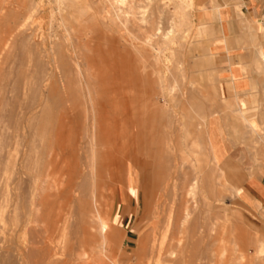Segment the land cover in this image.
I'll return each mask as SVG.
<instances>
[{"label":"rangeland","instance_id":"rangeland-1","mask_svg":"<svg viewBox=\"0 0 264 264\" xmlns=\"http://www.w3.org/2000/svg\"><path fill=\"white\" fill-rule=\"evenodd\" d=\"M60 1L62 0H0V50L6 44L8 47L6 50L10 46L14 47H10L9 52H5L7 55H4L3 50L2 53L0 51V227L4 228L0 243V264L12 262L18 264L14 255L22 253L28 239L27 233L21 229L14 234L11 233L10 211L12 208L9 207L11 192L13 191V195L15 193L19 198L18 214L21 218L22 213L25 212L23 208L27 205L30 189L37 181L47 189L42 194L40 202L46 198L50 201L57 200V184L61 180L59 172L63 169L62 162L67 160L70 165L81 167L89 161L91 153H150L151 158L147 155L141 157L140 163H137L140 165L136 170L133 168V171L138 172L139 175L133 193L127 190L124 183L122 193L124 202L122 203L118 195L119 185H116L115 197L113 199L110 197L107 201L106 208H109L107 211L109 214L106 218L114 229V236L117 234L114 239H119L115 240L118 246L115 245L117 248L115 252L116 254L119 252L117 255L119 258L121 253L130 255L131 258L129 263L121 260L120 264H131V262L132 264H138V262L148 264L147 259L138 261L135 254L141 232L149 233L148 222L155 219L159 225L157 229L159 237V232L162 233L164 230L162 224L165 223L163 222L165 220L160 218L163 214L165 216L168 213L167 217L169 214L172 215L168 210L170 211L172 207L169 206L175 203L177 206H173V210H178L176 211L178 213L170 211L174 216L169 236L174 233L177 238L182 235H196V233L198 235V232L209 230L208 223L210 225L214 223L213 226L217 229L215 232L221 237L219 243H224L221 249L226 246L227 253L230 254L232 251L233 256H226L227 253L221 251L223 255L221 257L220 253V259L226 260L231 257L237 258V264H264V216L242 206L236 194L234 195L235 191L229 185L224 172L212 163L205 142L208 119L218 106L220 100L218 87L222 82L220 76L222 61L211 52L212 39L217 36L212 28L214 22H218L217 14L211 15L207 12L206 0H137L134 6L138 20L134 21L131 17L124 28L119 21L118 24L114 22L116 25L114 26L109 18L105 17V20L101 15L97 17L99 15L98 0H84V3L80 0H71L69 4H63ZM77 3H81L82 6L80 4L77 6ZM78 9L83 13L80 10L77 11ZM92 15L95 16L91 17ZM18 26H21L26 33L23 41V37L21 40L10 37L13 30L21 28ZM158 31L159 34H157ZM148 35H152L151 45L142 46ZM131 41L136 47H143L146 51L141 60H138L140 56L130 48ZM155 52L157 54L159 52L160 55ZM152 54L164 56L158 57L160 64H156L154 69L148 66L149 62H153ZM147 57L151 59L144 61ZM143 63H146L144 67H147L148 71L144 70L147 72L143 70L144 67H141ZM160 65H168L169 73L163 75ZM62 66L67 70L71 66L69 70H74L73 74L80 70L77 80L82 81L83 88L77 85V81L75 86L73 84L72 87H66L64 91L65 89L60 85L63 75ZM138 66L142 70L139 71ZM90 70L96 71L95 74L93 72L94 75L90 74ZM134 72L140 75L142 73V76ZM119 73H123L124 76ZM100 74H103V79L102 76L100 78L101 83ZM51 75L55 77L51 78ZM106 75L108 78L104 81ZM89 76L93 77L94 81L93 79L91 81ZM87 80L90 82L92 92L99 91L100 86L105 87L98 94L101 98L98 107L105 108L103 113L107 115V118L99 123L97 128L93 126L95 119L92 106L89 104ZM56 85L60 86L59 89ZM76 86L79 87L76 89L74 88ZM72 94L75 99L67 102V98ZM93 95L95 96L94 92ZM59 99H65L66 102L60 103ZM114 99L116 101H113ZM240 115L243 116L242 111ZM98 119L97 121L100 122ZM32 125H34L33 128ZM195 137L199 141L196 142ZM193 142L198 143V147L196 145L195 147ZM154 154L161 157L156 159ZM185 157H188L189 162ZM135 158L139 159L140 156L137 155ZM255 158L258 165L263 163L261 153H255ZM161 159L164 162L161 163ZM144 162L147 165L151 164L150 167L146 166V169L158 183H155L154 199L160 195L158 203V197L157 201L154 199L152 201V216H147L148 221L144 216L146 198L143 187L147 172L143 168ZM65 173L67 175L70 173L67 168ZM164 176H167L166 179ZM65 180V185H68L69 177ZM194 181L198 184L197 198L188 197V199L191 198L190 201L185 200L187 191ZM170 184L172 188L169 187ZM158 186L160 189H157ZM173 187L178 190L175 191ZM162 198L165 200L163 201ZM186 204L194 216L191 213L189 223L186 225L182 223L181 231L178 219H184L183 211L186 209ZM157 205L159 208L162 207L157 210ZM153 212L156 216L158 215L156 218ZM160 213L162 216L159 215ZM193 220L196 223L194 228L197 227V232L192 233L190 229L193 227L191 224ZM216 224H220V228L221 225L227 228L222 227L223 230H221L216 227ZM160 227H163L162 230ZM186 227L190 228V231ZM172 228L173 231L175 228L179 230L175 229L173 232ZM225 230L227 237L225 233L221 235ZM234 240L240 243L233 246L234 243L237 244ZM227 241L231 248L225 245ZM240 244L246 245L244 247L246 251ZM11 246L16 248L15 254L10 251ZM233 247L240 248L242 252ZM259 248L260 251H258ZM261 250L263 253H260ZM241 253L246 254L245 258L242 255V258L239 256ZM150 264L153 263L150 262Z\"/></svg>","mask_w":264,"mask_h":264},{"label":"bare ground","instance_id":"bare-ground-1","mask_svg":"<svg viewBox=\"0 0 264 264\" xmlns=\"http://www.w3.org/2000/svg\"><path fill=\"white\" fill-rule=\"evenodd\" d=\"M75 1H77V0H75ZM136 1L137 0H98V8H99V13L98 14L99 15L98 16L96 15V16L99 18L100 15H101V17L103 16L102 19H104L105 17L106 18H109L113 22L112 24H114V26H116L114 22L117 23L119 21L121 24H123V27L126 28V22H128V20L131 17L134 19V21H137L138 20V18H136L135 6H134L135 3H136ZM145 1H148V0H145ZM60 2H62L63 4H69V3H71V0H62ZM80 2H83L84 3V0H80ZM57 4H59V3H57ZM78 4L81 5V3H77V6H78ZM70 5H72V4H70ZM86 5H84V6H86ZM30 9H32V8H30ZM79 10L80 9H78L77 11H79ZM86 15H87V12H86ZM94 16L95 15H92L91 17H94ZM74 17H75V15H74ZM98 18H97V20H98ZM106 18H105V20H106ZM77 19H78V17H77ZM90 19H92V18H90ZM94 19H96V17ZM105 20H102V21L106 22ZM102 21H100V22L101 23H104ZM111 21H110V25H111ZM18 27H21V26H18ZM92 33H94V32H92ZM25 34L26 33H24V30H22V27H21L19 30H17V29L13 30L12 35H10V37H11V39L12 38L13 39H19L20 38V40L23 37V39H22V41H23L24 40V37L26 36ZM86 34H85V36H86ZM128 34H130V32ZM157 34H159V31L157 32ZM251 35H253V34H251ZM88 36H90V35H88ZM26 39H28V38L26 37ZM13 41H15V40H13ZM151 43H152V35H148V36L145 37L142 46H148V45H151ZM9 44L12 45L13 43H9ZM71 44H72V42H71ZM19 45H21V44H19ZM129 45L131 46L130 48H132V50H134L140 56L139 57L140 59H138V60H141L144 57V53L146 52L143 49V47H136L135 44L133 43V41H131V43H129ZM38 46H39V42H38ZM6 47H7V44L6 45H3V47H2V50L4 51V53L6 51L9 52V50L11 49L10 47H12V46H10L8 50H6ZM12 48H14V47H12ZM2 50H0L1 53L3 52ZM81 50H82V48H81ZM36 51L38 53V50H36ZM155 51H157V50H155ZM74 52H73V54H74ZM87 52H89V51H87ZM6 53L4 55H7ZM155 53L157 54V52H155ZM40 54H42V53H40ZM153 54H152V56L150 55L151 57H153L152 58L153 59L152 60L153 62L152 63H150V62L148 63V64H150L148 66H149V68L151 67V69H154V66H156V64H160L159 63V59H158L159 56H155ZM158 54L160 55L159 52H158ZM259 55L262 56V52L261 51L259 52ZM151 57H147L145 60L144 59L143 60L144 61L149 60V59H151ZM162 57H164V56H162ZM140 62H142V61H140ZM56 63H58V62H56ZM144 64H146V63L141 64V65H143V66H141L142 68L144 67ZM55 66L56 65H54V67ZM65 66L67 67V65H65ZM77 66H78V63H77ZM66 67L63 68V66H62V68H63L62 69L63 70V75H62V78L60 79L61 80V83H62L60 85H62V88L65 89L64 91H66V87L69 88V87H72L71 85H73V84H74V86L76 85V83L78 81L77 79L79 78L78 77V72L80 71L79 70L77 72L75 70L76 73H74V74H76V76H73L74 75L73 74L74 70L73 71L71 69L69 70V67H71V66L68 67V70L66 69ZM126 67H128V66H126ZM139 67L140 66H138V68ZM38 68H39V66H38ZM89 68H91V67H89ZM59 69H61V68H59ZM144 69L147 70V67H144L143 70ZM123 70H124V68H123ZM140 70H142V69L139 68V71ZM129 71H130V69H129ZM147 71H145V72H147ZM160 71L162 73H164L163 75H166V73H169L170 68L168 67V65H160ZM92 72H91V70L89 71L90 74H92ZM94 72H96V71H94ZM118 72H120V70ZM55 73H57V71ZM94 74H92V75H94ZM97 74H98V72H97ZM119 74H121L122 76H124L123 73H119ZM126 74L127 73L125 72V75ZM138 74L139 73H137L136 75H138ZM79 75L81 76V73H79ZM102 75L103 74H100L99 79L101 78ZM128 75L130 76V73ZM145 75H146V73H145ZM90 76H89V78H90ZM140 76H142V73H141ZM54 77H52V75H51V78H54ZM73 78H74V81H73ZM95 78H97V76ZM106 78H108L107 75L104 78L105 79L104 81L107 80ZM91 79H93V81H94V78L93 77L90 78V80ZM102 79H103V76H102ZM136 79H138V78H136ZM141 80H142V78H141ZM161 80H162V78H161ZM99 81L101 83V79ZM108 81H110V80H108ZM125 81H126V79H125ZM136 81H138V80H136ZM73 82H75V83H73ZM95 82H96V79H95ZM147 83H148V81H147ZM153 83H155V82L153 81ZM134 84H135V82L133 83V85ZM136 84H138V83H136ZM77 85H79L80 87H82L83 86L82 85V81H78ZM108 85H110V83ZM52 86L54 87V85H52ZM79 86H76L74 88L77 89ZM86 86H87V89L89 90V91L88 90H86V91H88V93H89V100H90V103L89 104H91V106H92V111H93L92 114L94 115L93 117L95 119L94 120V123H93L94 124L93 126L95 128H97V125L99 123L103 122L107 118V115L105 113H103L104 110H105V108L102 107L100 109L98 107L99 100L101 99L100 96H98V94H99V92L103 91L105 89V87L103 85L102 87L100 86L99 91L98 90L93 91L95 93V96H94L93 95V92L90 89V82L88 80L86 82ZM56 87L58 88L60 86H57L56 85ZM74 92L76 93V91H74ZM87 96H88V94H87ZM71 97L73 99H71ZM133 98H132V100L134 101L135 98L134 99ZM62 99H59L60 103H62V102L65 103L66 102L65 99L64 100H62ZM74 99H75V96L72 94V96L70 95V97L67 98V102H70V100H74ZM32 101L33 100H31V102ZM113 101H116V100L114 99ZM194 107H195V105H194ZM202 112L203 111H201V113ZM48 113H49V111H48ZM196 113L197 112H195V114ZM45 114H46V112H45ZM45 114H44V116H45ZM97 119L100 120V122L97 121ZM33 126L34 125H32V128H33ZM45 130H46V128H45ZM93 132L95 134L96 133V130L93 131ZM93 132H92V135H94ZM45 136H47V135L45 134ZM196 137H197V135H196ZM197 138H196V142L199 141V140H197ZM44 140H45V138H44ZM193 141L195 142V140H193ZM194 142L192 144H194ZM195 145L197 146L198 143L194 144V146ZM91 154L92 155L89 158V161L85 165H83L81 167H78L77 165H70L69 164V161H67V160H65V161L62 162V168L63 169H61V171L59 172V176H60V179L61 180L57 184L58 185V187H57V193H56L57 194L56 195V199L57 200L50 201L48 198H46V199L42 200V202H40V198H41L42 194H44L47 191V189H45L44 187H42L41 186V183L39 181H37L35 183V185L30 189V194H29V198H28L27 205L23 208V210H25V212L22 213V217L21 218H20V216L18 214V212H19V208H18L19 207V204L17 202H18L19 198H18V196L15 193L13 195V191L11 192V197H10V202H9L10 203V206L9 207H10V209L12 208V211H10V214H12L11 215L12 216V220H10V221H12V222H10V223H12L11 224V233L14 234V233H16L18 231V229H21L22 231H25L27 233V236H28L26 247L22 250V253H20L18 255H14L15 258H16V260H17L16 262L18 264H120V261L121 260L124 261V262H128V263L131 261V258L129 257L130 255L127 256L125 253H121L120 254V258H119L117 256L119 252L117 254L115 252V251H117L116 250L117 248H115V245H116V247H118L117 246V243H116V241H117L116 239H118V238L114 239L115 236L117 237V234H115V236H114V229L110 225V223L108 222V220L106 218L107 217L106 215L109 214L107 212L109 208L107 209L106 206H107V203H108L107 202L108 199L110 197L112 199L115 197V193L117 191V190H115L116 185H119V187H118V195L120 196V202H122V203L124 202V197H123V194H122L123 193L124 183H126L127 190L129 192L133 193V189H134V187H136V181L139 179L138 178L139 177L138 172L133 171V168H135V170H136L137 167H138V165H140V164L137 165V163L138 162L140 163V161L142 159L141 157L147 155V157L149 158L150 157V153H136V154H128V153L127 154H118V153H115V154L114 153H112V154L111 153L110 154L91 153ZM159 154H161V153H159ZM195 154H194V156H195ZM137 155L140 156L139 159L135 158ZM190 155H192V154H190ZM159 156H156V159ZM152 158H153V154H152ZM156 159H154V160L156 161ZM186 159L188 160V157ZM162 160L163 159H161V163L164 162V160L163 161ZM155 161H153V162H155ZM142 162H143V160H142ZM187 162H189V160ZM148 164L149 165H147V163L144 162L143 168H145V171L147 170L146 169V166H149V167L151 166L150 163H148ZM155 165H156V163H155ZM155 165H153V166H155ZM66 168L70 172L69 175H67L65 173L66 172ZM162 168H163V165H162ZM155 169L156 168H154V170ZM154 173H155V171H154ZM154 173H153V175L156 176L157 173L156 174H154ZM66 177H69V180H68L69 184L68 185H65V181H66L65 179H66ZM157 177H156V179H157ZM166 177H165V179H166ZM185 178H187V177H185ZM156 181L153 180V177H152L150 171L147 170L146 177H145V184H144V187H143V194L145 195V198H146V200H145L146 201L145 202L146 204H145V207H144V216H146V218H145V220L147 219L146 221H148V218H147L148 215H151L152 216V201H153V199L155 197V191H156V185H155V183H157ZM166 186L164 188H166ZM171 186L172 185L170 184L169 187L172 188ZM157 189H160L159 186L157 187ZM167 189H168V187H167ZM173 189H174V187H173ZM173 189H171V190H173ZM183 189H180V190H183ZM187 189H188V187H187ZM223 189H225V188H223ZM232 189L234 190V188H232ZM176 190H178V189H176ZM197 190H198V184H197V181H194V183L189 187V190L187 191V197L185 198V200H187L188 197H191L193 199H196L197 198V195L199 193V190H198V193H197ZM156 193H158V192H156ZM184 193H186V192H184ZM161 194L163 195V193H161ZM164 195H166V194H164ZM175 195H177V193ZM234 195H235V193H234ZM157 197H158V195H157ZM157 197L154 200L157 201ZM159 197H160V195H159ZM159 197H158L157 203L160 200ZM179 197L180 196H178V198ZM191 198H189L188 200L190 201ZM175 199H173V200L175 201ZM162 200L164 201L165 199L162 198ZM162 200H161V202H162ZM171 201H172V199H171ZM175 202H177V200ZM191 202H192V200H191ZM161 204H163V203H161ZM182 204H183V200H182ZM166 205H168V204H166ZM175 205L177 206V203H175ZM175 205L169 206V207H172V209L169 208L170 211L173 210V208L175 207ZM186 206H187V204L185 205V208L186 209H184V211H183L184 212V216H185L184 219H180V220L178 219V223H180L179 224L180 225L179 228L181 227L182 223H183V225H186V223H189V218L191 217V213L192 212ZM163 207H165V206L163 205ZM160 208L158 206L157 210L160 209ZM116 209H117V207H116ZM176 209H178V207H176ZM170 211L168 210V212L171 213L172 215L169 214V217H167L168 216L167 215L168 213L165 210V214L167 213L165 216L167 218H163V217H165L164 214H163V217H161L162 216V213H163L162 210H161L162 213L159 214V215H161L160 216L161 217L160 220H162V219L165 220V221H163L165 223L162 224V225H164L163 226L164 227V230H163L162 233L159 232V234H160L159 237L157 236L158 235L157 234V229H158L159 225L157 224L158 222H156L155 219H151L148 222V225H149V228H150V232L149 233L146 234V233H142L141 232V235L139 237V241L137 243V251L135 253L136 254V258H137L138 261H144V260L147 259V263L148 264H150V262H152L153 264H164V263L165 264L166 263L167 264H212V263H214V264H237L236 263L237 258H235L236 256L234 257L235 259L231 258V257H233L231 255L232 254L231 253L232 252L231 249L228 248L231 251L230 254H229V252L227 253L226 246H225L224 249L222 248L223 250L221 249V245L224 246V243H221V244L219 243L221 237H219V234L217 232H215V231H217V229H215V227L213 226L214 223L212 225H210V223H208L207 224V227H208L207 229H209V230L208 231H204L203 230V232L201 231V233L198 232V235L196 233V235L195 234L194 235H186V236H183L182 235L181 237H178L177 238V237H175L176 233H174V234L170 235L171 236V238H170V236L168 235V233H169L170 227L173 224L172 223V221H173L172 220V217L174 216L173 215V213H174L173 211H175V210L172 211L173 213L170 212ZM176 211H178V210H176ZM156 213H158V211ZM176 213H178V212H176ZM192 214L194 216V213H192ZM154 216L156 218L158 215L156 216V214H155ZM177 216H176V218H177ZM181 220H183V222ZM191 224L193 226L191 229L189 228L190 230H192L191 232L192 233H193V231L197 232L196 231V228L197 227L194 228V226H196L195 221L193 220L191 222ZM209 225H210V227L211 226H213V227L210 228ZM218 225L216 227H219L220 228V224H218ZM163 227H160V229L162 230ZM175 227H176V225H175ZM205 227H206V225H205ZM205 227H203V229H205ZM222 227L224 229L227 228L224 225L223 226L221 225V228ZM173 228H172L171 231H173ZM3 229L0 227V243H1L2 235L4 234L3 233L4 231H2ZM175 229L177 231L179 230L177 228H175ZM175 229H174V231H175ZM186 229L188 231H190L187 227H186ZM186 229H184V231ZM180 230H181V228H180ZM221 230H223V229H221ZM221 230H220V232H221ZM226 230H228V229H226ZM226 230H225V232L223 231V233H221V235L224 234V233H225L224 235H226ZM212 232H214V233H212ZM215 233H216V235H214ZM227 233H229V232H227ZM226 237H227V235H226ZM226 237H223V238H226ZM226 240H228V239H226ZM222 241H223V239H222ZM231 242H233V241H231ZM235 242L237 244H235V243L233 244L232 243L233 246L234 245H238L240 243V242H237V241H235ZM219 244H220V246H219ZM241 244H243V243H241ZM225 245H227V247H230L231 248L230 245L228 246V241H227V243ZM246 245L248 246V243H246ZM245 246L244 245L243 246L241 245V247H243V250H245V248H244ZM235 247H237V246H235ZM235 247H233V248L240 250V248H235ZM260 248H259L258 251H260ZM263 248H261V249H263ZM239 250H236V251H239ZM10 251L15 254L16 248L14 246L13 247L11 246ZM221 251L223 253L226 252L227 253V254L225 253L226 256L227 255H231V257H228V258L226 257L227 258L226 260H224L222 258L220 259L219 258L220 257L219 255H220ZM240 251L242 252V250H240ZM245 251H243V252L245 253ZM258 251H257V253L259 254ZM263 251H264V249H263ZM263 251L261 250L260 253H263ZM7 252H8V248H7ZM223 253H221V257L223 255ZM237 253H235V254L233 253V254L236 255ZM241 255H242V253L239 256H241ZM245 255L246 254H243L242 255V256H244L243 258H245ZM116 256L118 257V259H117ZM242 256H241V258H242ZM229 258H231V259L228 260ZM11 264H16V263H13L12 262ZM131 264H132V262H131ZM138 264H140V263L138 262Z\"/></svg>","mask_w":264,"mask_h":264},{"label":"crops","instance_id":"crops-1","mask_svg":"<svg viewBox=\"0 0 264 264\" xmlns=\"http://www.w3.org/2000/svg\"><path fill=\"white\" fill-rule=\"evenodd\" d=\"M205 7L217 14L211 52L222 61L220 100L205 131L207 152L242 206L264 216V0H206ZM255 153H261V165Z\"/></svg>","mask_w":264,"mask_h":264}]
</instances>
